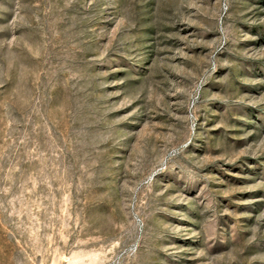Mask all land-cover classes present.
I'll list each match as a JSON object with an SVG mask.
<instances>
[{"label":"rangeland","instance_id":"obj_1","mask_svg":"<svg viewBox=\"0 0 264 264\" xmlns=\"http://www.w3.org/2000/svg\"><path fill=\"white\" fill-rule=\"evenodd\" d=\"M0 264H264V0H0Z\"/></svg>","mask_w":264,"mask_h":264}]
</instances>
